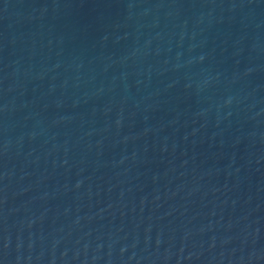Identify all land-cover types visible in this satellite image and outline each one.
I'll return each instance as SVG.
<instances>
[{
  "label": "water",
  "instance_id": "1",
  "mask_svg": "<svg viewBox=\"0 0 264 264\" xmlns=\"http://www.w3.org/2000/svg\"><path fill=\"white\" fill-rule=\"evenodd\" d=\"M0 264H264V0H0Z\"/></svg>",
  "mask_w": 264,
  "mask_h": 264
}]
</instances>
